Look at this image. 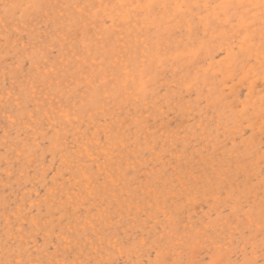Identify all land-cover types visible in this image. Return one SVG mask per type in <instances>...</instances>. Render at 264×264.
<instances>
[{"label":"rangeland","instance_id":"obj_1","mask_svg":"<svg viewBox=\"0 0 264 264\" xmlns=\"http://www.w3.org/2000/svg\"><path fill=\"white\" fill-rule=\"evenodd\" d=\"M259 3L0 0V264L264 256Z\"/></svg>","mask_w":264,"mask_h":264},{"label":"snow or ice","instance_id":"obj_2","mask_svg":"<svg viewBox=\"0 0 264 264\" xmlns=\"http://www.w3.org/2000/svg\"><path fill=\"white\" fill-rule=\"evenodd\" d=\"M33 7H37V5H33V4H28V5H21V4H16V3H11V4H5L4 5V10L5 12H8L10 9H18V8H33ZM107 7V6H105ZM114 8H123L125 7L124 5H114ZM144 7L147 8H153L155 7L154 5L148 4V5H144ZM176 7L180 8L181 10L183 9V5H177ZM193 7H198V5H194ZM205 7H209V5H205ZM212 7H218V8H224L226 10V12L228 10L231 9H240V8H246L248 7L247 5H244L242 3H224L221 5H213ZM251 7L255 8V7H259L261 9V40L262 42H264V0H260V3L258 5H252ZM21 15H23V13H21ZM233 21L235 23H238L240 28L242 30H244L245 32L248 29V24L246 23V18L241 15L239 16V18H232ZM228 21H226L227 23ZM261 235H262V239H261V251L264 252V208H262V220H261ZM11 264H31V262L28 261H24V260H19V261H14L11 262ZM101 264H103V262H101ZM113 264H115V262H113ZM245 264H264V256H261L259 259H253L250 261H246Z\"/></svg>","mask_w":264,"mask_h":264}]
</instances>
